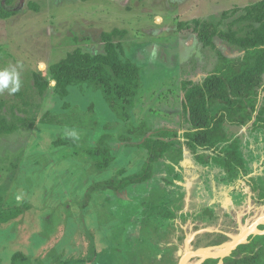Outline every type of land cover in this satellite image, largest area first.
Wrapping results in <instances>:
<instances>
[{
	"label": "rangeland",
	"instance_id": "374dc122",
	"mask_svg": "<svg viewBox=\"0 0 264 264\" xmlns=\"http://www.w3.org/2000/svg\"><path fill=\"white\" fill-rule=\"evenodd\" d=\"M257 1L0 0L11 12L0 17V71L14 68L20 81L19 91H0V117L19 126L0 134V206L22 210L0 224V264L10 263L17 251L19 264H177L185 249H219L253 225L264 205L252 202L247 181H224L218 167L193 162L180 143L161 158L150 179L119 191L94 186L142 164L133 126L148 97L143 112L152 131L159 117L171 119L175 112V102L159 97L162 86L180 75L197 81L213 68L214 49L190 29L177 33V22L220 19L226 9ZM111 30L118 31L113 38L123 57L139 67L143 82L128 115L117 118L100 92L88 87L71 86L63 99L51 88L37 91L35 72L47 76L51 63L78 46L102 51V33ZM214 41L226 55L238 53L225 41ZM47 110L57 116L68 112L61 118L66 123L43 122ZM58 139L67 144L57 145ZM98 139L111 147L112 161L102 172L88 151ZM250 142L263 162L264 142L253 137ZM259 163L254 162L253 176L264 174ZM206 208L217 212V224L194 220ZM261 256L256 264L264 262V252Z\"/></svg>",
	"mask_w": 264,
	"mask_h": 264
},
{
	"label": "trees",
	"instance_id": "16d2710c",
	"mask_svg": "<svg viewBox=\"0 0 264 264\" xmlns=\"http://www.w3.org/2000/svg\"><path fill=\"white\" fill-rule=\"evenodd\" d=\"M10 14L0 6V17ZM220 23L224 25L223 30ZM189 29L203 46L214 49L216 61L213 68L197 81L180 75L162 86L159 97L175 102V112L171 119L159 117L152 131L148 129L149 117L144 115L152 99V96L148 97L137 113L135 120L138 124L132 125L140 138L138 148L143 153L142 164L125 175L106 179L94 187L119 191L150 179L161 158L172 154L174 143H180L186 157L197 164L218 167L224 181L238 184L246 180L245 185L252 192L251 198L256 204H264V174L262 177L252 175L254 162L259 163L260 158L250 148L251 137L264 142V0L226 9L220 19H194L191 23L178 21L176 24L177 33ZM117 32L102 33L100 52L91 53L78 46L51 63L47 76L35 72L33 83L37 91L44 94L51 88L54 95L63 99L69 95L71 86L88 87L100 92L117 118L128 115L129 110L134 109L143 82L139 67L123 57L121 43L114 40ZM215 38L235 47L238 53L226 55L216 46ZM68 107L63 106L65 110ZM67 114L57 116L47 110L42 121L64 125L66 120L61 118ZM18 128L14 121L0 117V134H11ZM240 129L245 133L239 134ZM58 140L57 145L67 144L65 140ZM110 148L108 143L98 139L88 149L97 171L102 172L109 167L112 161ZM259 167L264 173V161L259 163ZM21 212V208L0 206V224L15 219ZM165 216L171 218L174 213L165 212ZM193 218L208 225H215L219 220L217 212L207 208ZM259 243L264 245V235L242 244L239 248L251 255L232 264L260 262L263 259L262 248L254 253ZM151 253L148 252L149 258ZM20 257L22 252H15L8 264H19Z\"/></svg>",
	"mask_w": 264,
	"mask_h": 264
},
{
	"label": "water",
	"instance_id": "95a60500",
	"mask_svg": "<svg viewBox=\"0 0 264 264\" xmlns=\"http://www.w3.org/2000/svg\"><path fill=\"white\" fill-rule=\"evenodd\" d=\"M254 222L252 226L240 231L231 241L223 244L219 249H204L199 248L192 252H188L187 249L181 254L177 264H185L186 260L190 257H199V260L194 264H201L205 259L208 258H224L228 256L239 244L245 243L249 235L256 233H264L263 230H259L255 227Z\"/></svg>",
	"mask_w": 264,
	"mask_h": 264
},
{
	"label": "flooded vegetation",
	"instance_id": "af4514ba",
	"mask_svg": "<svg viewBox=\"0 0 264 264\" xmlns=\"http://www.w3.org/2000/svg\"><path fill=\"white\" fill-rule=\"evenodd\" d=\"M252 202L257 206H262L264 204H256L255 201L251 198ZM262 211V213H261ZM261 211H256V218L254 219V222L256 221V225L255 227L259 230H263L264 229V225H260V224H257V221L261 220L262 218L264 219V211L261 209ZM264 233H256V234H252V235H249L248 238H247V241L245 243H242V244H247L249 243V241L251 240V238L255 237V236H263ZM242 244H239L228 256L224 257V258H208V259H205L201 264H209L210 262H218L219 260H222L224 262H230V264H232L234 261H237V260H240L241 258L245 257V256H249L251 255V253L249 252H245V251H242L239 247L242 245ZM263 250L264 252V245L262 243H259L255 248H254V253L258 250V249H261ZM238 250L239 253H241L242 255L239 257V258H233L231 255H233L232 253H234V251ZM180 258V257H179ZM192 258V257H190ZM231 258H233V260H231ZM189 259V258H188ZM198 260H199V257H198ZM197 260V261H198ZM212 260V261H211ZM179 261V259H178ZM177 261V263H178ZM187 261V260H186ZM196 261V262H197ZM195 262V263H196ZM186 264V262H185Z\"/></svg>",
	"mask_w": 264,
	"mask_h": 264
},
{
	"label": "clouds",
	"instance_id": "9594fccd",
	"mask_svg": "<svg viewBox=\"0 0 264 264\" xmlns=\"http://www.w3.org/2000/svg\"><path fill=\"white\" fill-rule=\"evenodd\" d=\"M19 88V75L14 68L0 71V91L7 89L10 93H15Z\"/></svg>",
	"mask_w": 264,
	"mask_h": 264
},
{
	"label": "bare ground",
	"instance_id": "6f19581e",
	"mask_svg": "<svg viewBox=\"0 0 264 264\" xmlns=\"http://www.w3.org/2000/svg\"><path fill=\"white\" fill-rule=\"evenodd\" d=\"M234 237H235V236H234ZM234 237H233V238H234Z\"/></svg>",
	"mask_w": 264,
	"mask_h": 264
}]
</instances>
